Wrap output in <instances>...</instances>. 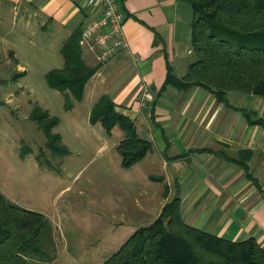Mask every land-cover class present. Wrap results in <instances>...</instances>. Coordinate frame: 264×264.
<instances>
[{"label": "crops", "instance_id": "obj_1", "mask_svg": "<svg viewBox=\"0 0 264 264\" xmlns=\"http://www.w3.org/2000/svg\"><path fill=\"white\" fill-rule=\"evenodd\" d=\"M120 3L128 45L105 62L98 60L102 47L90 46L94 38H83L92 20L102 17L98 3L0 0V16L20 24L23 36L26 32L46 37L49 43L58 38L60 49L74 30H82L85 61L100 65L85 87L92 110L102 96L109 97L151 144L141 161L125 168L126 180L135 176L140 189L136 211L140 219L132 233L151 224L164 204L178 197L186 223L233 241L254 237L264 248V126L250 124L238 110L251 109L257 118H264V103L245 106L240 104L242 95H256L229 92V107L201 86L179 89L167 83L169 74L185 77L195 60L193 10L188 2ZM11 51L19 56L17 44ZM232 94L238 102H232ZM117 128L121 129L115 126L110 132ZM121 137L120 142L125 133ZM248 150L247 170L227 158Z\"/></svg>", "mask_w": 264, "mask_h": 264}, {"label": "rangeland", "instance_id": "obj_2", "mask_svg": "<svg viewBox=\"0 0 264 264\" xmlns=\"http://www.w3.org/2000/svg\"><path fill=\"white\" fill-rule=\"evenodd\" d=\"M0 17V190L10 202L52 221L57 257L51 264H102L140 219L139 181L126 180L116 149L124 132L91 122L93 105L85 92L82 100L67 103L64 93L49 85L47 74L64 65L58 38L49 43L46 37L23 36L20 24ZM242 96L245 106L264 103ZM50 118L58 120L51 133L60 136L58 144L67 152L47 146L43 126Z\"/></svg>", "mask_w": 264, "mask_h": 264}, {"label": "trees", "instance_id": "obj_3", "mask_svg": "<svg viewBox=\"0 0 264 264\" xmlns=\"http://www.w3.org/2000/svg\"><path fill=\"white\" fill-rule=\"evenodd\" d=\"M193 10L192 48L195 56L188 74L167 83L179 89L201 86L218 101L232 106L229 92L264 98V0H184ZM237 39V44L233 42ZM82 30H74L60 49L61 68L47 74L49 85L70 98L83 99L85 87L100 65H89L81 45ZM241 39L254 41L241 43ZM240 43V44H239ZM240 110L252 125L264 126L256 111ZM91 122L111 131L119 126L125 133L117 146L121 165L130 168L151 150L148 140L136 132L134 121L116 110L115 103L102 96L93 107ZM56 118L44 123L47 146L53 151L67 148L51 133ZM251 151L227 157L247 170ZM43 213L18 206L0 190V264H51L57 257L54 231ZM102 264H264V248L254 237L233 241L196 228L184 220L180 199L164 204L160 215L138 228L121 248Z\"/></svg>", "mask_w": 264, "mask_h": 264}, {"label": "built area", "instance_id": "obj_4", "mask_svg": "<svg viewBox=\"0 0 264 264\" xmlns=\"http://www.w3.org/2000/svg\"><path fill=\"white\" fill-rule=\"evenodd\" d=\"M101 6L102 17L92 20L83 32V38H94L91 48L102 47L98 60L105 62L112 58L115 50L128 45L125 34V14L122 11L120 0H89Z\"/></svg>", "mask_w": 264, "mask_h": 264}]
</instances>
